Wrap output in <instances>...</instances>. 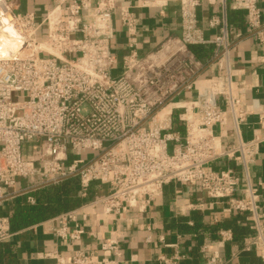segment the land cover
Wrapping results in <instances>:
<instances>
[{
  "label": "built area",
  "instance_id": "built-area-1",
  "mask_svg": "<svg viewBox=\"0 0 264 264\" xmlns=\"http://www.w3.org/2000/svg\"><path fill=\"white\" fill-rule=\"evenodd\" d=\"M21 1L0 0V31L9 26L19 40L16 51L0 58V207L26 193L12 191L18 180H27L28 190H35L74 177L82 197L91 186L104 185L106 193L90 204L115 218L128 209L144 212L169 184H198L207 198L244 216L249 235L242 250L255 249L264 264V217L259 215L257 190L249 184L240 187L234 168L211 167L221 160L235 161L247 176L264 139L223 144L215 133L228 115L236 126L246 118L242 88L229 61L232 41L225 9L229 1L232 9L244 12L245 29L264 52L259 0H163L179 6L180 35L144 54L138 50L136 18L129 6L115 0H55L40 18L23 11ZM202 3L222 9L220 17L208 22L218 30L210 39L198 25L196 10ZM115 15L126 30L120 56L112 47ZM205 45L213 46L218 74L195 98L184 101L182 93L193 89L203 68L192 48ZM115 69L120 70L117 76ZM257 115L264 131V108ZM27 201L34 203L32 197ZM75 213L61 215V238L83 234L65 226ZM12 235L0 208V245ZM219 235L220 245L232 238L228 230ZM150 240L147 236L146 242ZM158 241L165 244L162 236ZM103 247L119 257L115 241ZM44 255L55 264H118L117 259H93L82 251L68 258ZM158 261L184 264L179 254ZM205 264L221 261L215 252L206 256Z\"/></svg>",
  "mask_w": 264,
  "mask_h": 264
},
{
  "label": "crops",
  "instance_id": "crops-1",
  "mask_svg": "<svg viewBox=\"0 0 264 264\" xmlns=\"http://www.w3.org/2000/svg\"><path fill=\"white\" fill-rule=\"evenodd\" d=\"M55 0L21 1L23 11H33L42 17L52 7ZM119 6H129L134 14L138 30V50L144 54L157 48L169 36L180 35L178 4L163 0H115ZM258 6L264 22V0ZM219 5L202 3L197 7L198 25L205 38H212L217 29H211L208 22L212 17H220ZM225 19L232 41L229 61L233 78L242 88V105L246 110L244 123L234 125L230 115L225 124L215 128L223 144H234L237 140L247 141L255 136L264 137V131L257 124V109L264 108V52L252 34L245 29V14L234 10L228 1ZM126 30L118 15L114 17V39L112 47L120 56L125 53ZM198 59L203 62L201 75L193 89L182 93V100L195 98L202 86L216 79L218 69L212 59L213 46L193 47ZM238 162L218 161L211 167L219 169L231 167L238 171L240 187L249 184L259 195V215L264 217V139L258 145L254 162L248 167L247 176L240 171ZM247 177V178H246ZM27 180H18L12 189L26 191L25 194L9 198L1 204V213L10 216L14 206H34L35 194L52 189L44 187L28 190ZM46 188V187H45ZM41 191H40V190ZM106 193V187L91 186L88 195L81 198L75 208L37 220L13 230L12 237L0 245V264H55V260L45 257L59 255L68 258L75 251H82L93 259L108 256L117 259L118 264H160L161 256H183L184 264H205L206 256L217 253L221 264H261L255 249L242 250L243 238L249 235L244 216L228 211L223 201L207 198L198 184H169L162 195L144 211L128 209L119 218L107 215L97 205L90 202ZM32 197L34 203H28ZM76 210L74 221H67L66 228L71 232L75 227L83 230L79 239H66L58 235L63 226L61 215ZM9 219V217H8ZM215 219L217 222H215ZM238 227L241 232H235ZM231 231V240L218 244L220 231ZM150 236V242L146 237ZM164 238V243L158 241ZM115 241L119 257H115L104 244ZM168 244L169 246H166ZM205 246V251H202ZM112 255V256H111Z\"/></svg>",
  "mask_w": 264,
  "mask_h": 264
},
{
  "label": "trees",
  "instance_id": "trees-1",
  "mask_svg": "<svg viewBox=\"0 0 264 264\" xmlns=\"http://www.w3.org/2000/svg\"><path fill=\"white\" fill-rule=\"evenodd\" d=\"M45 187L44 189H48L52 186ZM81 192L79 181L74 177L59 182L48 191L37 192L34 206H14L10 216H8L11 230H16L37 220L75 208L81 203ZM234 231L241 232L238 227L234 228Z\"/></svg>",
  "mask_w": 264,
  "mask_h": 264
},
{
  "label": "bare ground",
  "instance_id": "bare-ground-1",
  "mask_svg": "<svg viewBox=\"0 0 264 264\" xmlns=\"http://www.w3.org/2000/svg\"><path fill=\"white\" fill-rule=\"evenodd\" d=\"M18 46L19 40L9 26L0 31V58L8 56L9 51H16Z\"/></svg>",
  "mask_w": 264,
  "mask_h": 264
},
{
  "label": "rangeland",
  "instance_id": "rangeland-1",
  "mask_svg": "<svg viewBox=\"0 0 264 264\" xmlns=\"http://www.w3.org/2000/svg\"><path fill=\"white\" fill-rule=\"evenodd\" d=\"M112 74H113L114 76H117V75L120 74V70H119V69H115V70L112 71ZM14 97H17V95L15 94ZM169 150H170V149H169Z\"/></svg>",
  "mask_w": 264,
  "mask_h": 264
}]
</instances>
